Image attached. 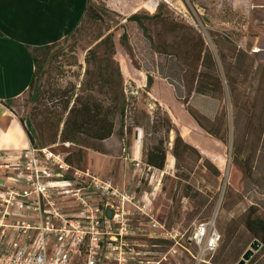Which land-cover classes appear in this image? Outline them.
Returning a JSON list of instances; mask_svg holds the SVG:
<instances>
[{"label":"rangeland","instance_id":"rangeland-1","mask_svg":"<svg viewBox=\"0 0 264 264\" xmlns=\"http://www.w3.org/2000/svg\"><path fill=\"white\" fill-rule=\"evenodd\" d=\"M219 3L87 0L85 14L71 35L37 53L39 64L32 86L8 102L33 144L53 145L55 150L67 153L75 165L111 177L118 184L135 187L140 180V193L151 188L149 178L160 181L149 195L151 212L167 229L177 227L181 245L207 262L196 261L187 251L178 249L177 255L167 256L163 264H236L255 239L261 245L244 264H264V239L254 237L245 227L247 218L264 219V42L243 28L247 21L243 14L228 7L222 13ZM133 13L142 16L144 29L127 20ZM156 13L163 19L149 18ZM223 18L237 28L223 25ZM123 31L126 41L120 40ZM107 34L113 39L122 74L125 114L115 115L113 136L107 139H53L62 127L60 119L66 116L63 99L53 94L72 86L77 92L82 80H91L92 75L84 74L86 68L95 67L85 61L87 50ZM198 38L216 60L224 88L223 102L193 92L195 82L191 77L199 70ZM230 88L238 93L237 110L231 105ZM87 92L103 96L97 87ZM186 107L218 135L202 129ZM223 109L225 116L220 117ZM164 118L171 121L168 132ZM173 128L195 149L181 148L175 158ZM159 140L165 148L162 169L149 166L141 174L132 162L124 160L134 149L144 162V154ZM216 156L224 159L223 168L212 159ZM206 221H214L221 233L219 246L211 253L199 252L188 239L195 224ZM147 233L136 234L134 241L156 252L173 245L167 237L159 240ZM154 243L158 246L152 247Z\"/></svg>","mask_w":264,"mask_h":264},{"label":"built area","instance_id":"built-area-1","mask_svg":"<svg viewBox=\"0 0 264 264\" xmlns=\"http://www.w3.org/2000/svg\"><path fill=\"white\" fill-rule=\"evenodd\" d=\"M124 159L141 174L149 168L141 159ZM140 182L120 186L75 165L53 145L30 141L23 149L0 150V264H163L178 249L207 263L181 245L177 227L167 229L151 212L149 195L160 181L149 178L151 188L143 193ZM141 232L173 245L151 250L134 241ZM188 239L199 252L211 253L221 233L214 221L199 222Z\"/></svg>","mask_w":264,"mask_h":264},{"label":"trees","instance_id":"trees-1","mask_svg":"<svg viewBox=\"0 0 264 264\" xmlns=\"http://www.w3.org/2000/svg\"><path fill=\"white\" fill-rule=\"evenodd\" d=\"M141 17L140 14L133 13L128 16L127 20L135 21L139 27L144 29V23ZM159 17L160 19H163L159 16V13L149 16L150 19L154 20ZM71 33L69 35H71ZM126 36V32L123 31L120 35V40L126 41ZM200 41V38L196 40V47L198 46L197 61L199 63V70L191 77L193 82H195L193 92L219 99L223 102L224 88L221 77L218 74L216 60L211 50ZM53 44L55 43L33 48L32 51L35 67L29 87L34 83L37 73V67L39 64L37 53L40 50L50 48ZM115 54L116 51L113 39L111 35L107 34L87 50L85 61L95 64V67L94 70L86 68L84 74L92 75L91 80L87 78L82 80L80 89H78L77 92L74 90V86H72L70 90L67 88L57 89L53 94L54 96L60 94L58 98L63 99L62 108L64 112H66L65 118L60 119V121H62V127L59 132L56 131L54 133L55 137L53 139L58 136L63 142H76L80 136H85L93 140L101 141L112 135L115 115L119 113L121 114V117H123L125 114L122 74L119 65H117ZM220 56L222 57L221 54ZM114 64L116 65L115 67ZM226 77L229 78V75L226 74ZM151 81V78H148L149 84H151ZM94 87H97L98 93L103 96L98 97V95L94 93L87 92L88 89L91 90ZM229 92L231 105L234 110H237L240 107L238 93L235 88H230ZM107 93H110L109 96H106ZM183 102L186 101L184 100ZM186 109L202 129L212 135H218V133L210 127L204 126L198 116H196L188 107H186ZM221 116H225L224 109L220 112V117ZM164 120L167 125L165 131L168 132L172 128L170 126L171 121L169 118H164ZM173 129L176 132L172 148L175 158L179 157V150L181 148L195 149L191 144L182 139L175 128ZM219 138L225 140L222 137ZM29 139L31 141V138ZM37 146L42 145L38 144ZM144 156V162L147 165L162 169L165 163V148L163 142L159 140L157 144L147 150ZM212 159L217 161L221 168L224 167V159L222 157L216 156L212 157ZM245 227L254 237H261L264 239V219L247 218L245 220ZM258 242L261 245V242Z\"/></svg>","mask_w":264,"mask_h":264},{"label":"crops","instance_id":"crops-1","mask_svg":"<svg viewBox=\"0 0 264 264\" xmlns=\"http://www.w3.org/2000/svg\"><path fill=\"white\" fill-rule=\"evenodd\" d=\"M86 2L0 0V150L23 149L30 142L21 120L8 107V102L29 88L35 67L33 48L62 41L68 36L84 16ZM219 2L222 13L228 7L230 11L243 14L247 18L243 28L254 32L255 38L264 42V0ZM220 20L223 25L237 28L225 18ZM127 155L141 158V153L134 149Z\"/></svg>","mask_w":264,"mask_h":264},{"label":"water","instance_id":"water-1","mask_svg":"<svg viewBox=\"0 0 264 264\" xmlns=\"http://www.w3.org/2000/svg\"><path fill=\"white\" fill-rule=\"evenodd\" d=\"M108 215H110L108 211ZM260 246L259 242L257 240H254V242L250 245V248L246 249L245 252L242 254V257L239 259V261L236 264H244L246 260L250 258V256L253 253V250L258 249Z\"/></svg>","mask_w":264,"mask_h":264},{"label":"bare ground","instance_id":"bare-ground-1","mask_svg":"<svg viewBox=\"0 0 264 264\" xmlns=\"http://www.w3.org/2000/svg\"><path fill=\"white\" fill-rule=\"evenodd\" d=\"M256 49V48H255ZM256 51V50H255ZM68 145V144H67ZM169 157V156H168ZM168 157H167V159L166 160H168Z\"/></svg>","mask_w":264,"mask_h":264}]
</instances>
